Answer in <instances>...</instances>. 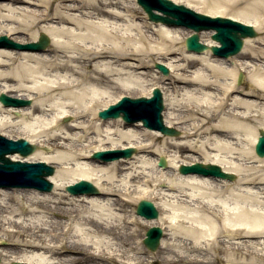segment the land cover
<instances>
[{"label": "bare ground", "instance_id": "6f19581e", "mask_svg": "<svg viewBox=\"0 0 264 264\" xmlns=\"http://www.w3.org/2000/svg\"><path fill=\"white\" fill-rule=\"evenodd\" d=\"M216 2L232 10L225 17L261 33L244 39L236 57L187 51L184 40L191 32L151 23L145 15L137 19L135 0L0 1V36L21 44L36 42L39 33L49 38L43 51L0 48V94L31 101L20 108L0 104V111L26 119L8 126L37 147L25 158L8 157L55 166L47 177L50 192L0 188V243L7 247L0 264H264V241L249 239L264 238V210L238 203L254 200L240 191L258 179L249 165L257 157L243 144L253 145L264 131V0ZM212 34H198L203 45H218ZM174 54L180 64L172 62ZM149 63L165 65L168 75L141 71ZM239 72L247 89L237 85ZM146 85L162 90L164 124L178 128V138L141 122L97 117L119 96ZM178 91L179 101L173 96ZM66 117L72 120L60 126ZM126 147L135 149L128 159H90L94 151ZM172 149L182 158L170 159ZM186 152L237 178L178 173L180 165L199 161ZM160 157L164 169L157 167ZM83 159L90 160L84 165ZM79 180L93 183L100 195L67 194V185ZM152 198L158 218L134 214L137 201ZM157 225L167 229L166 237L143 258L141 229Z\"/></svg>", "mask_w": 264, "mask_h": 264}, {"label": "water", "instance_id": "95a60500", "mask_svg": "<svg viewBox=\"0 0 264 264\" xmlns=\"http://www.w3.org/2000/svg\"><path fill=\"white\" fill-rule=\"evenodd\" d=\"M1 1V0H0ZM137 3L147 13V17L154 22H162L168 25H184L192 29L194 32L191 36L185 39V46L188 51L200 53L208 48L205 44L199 42L197 32L201 30H215L211 38L219 44L220 47H210L214 55L220 57H228L239 52L243 45V38L254 37L257 32L254 31L251 25L243 24L239 21H233L229 18L210 17L205 14L197 13L184 5H176L171 0H137ZM153 10L162 12L164 15L154 13ZM49 42L46 35L40 34L38 42L28 44H18L7 37H0V47H11L20 50L41 51ZM155 67L159 69L164 76L168 73V69L164 65L156 63ZM242 80V75H239V82ZM0 102L3 106H25L30 104L29 100L12 98L5 94H0ZM163 109L162 94L159 88H154L151 98L130 99L123 97L117 104L110 106L107 110L99 112V117L106 119L108 117L116 118L122 113V119L131 124L141 120L147 128L158 129L165 135H177L178 132L172 128H167L163 125L161 111ZM35 150V146L28 143L24 139H19L14 142L0 136V187H28L37 188L40 191H50L52 184L44 177L51 175L54 168L45 163H22L20 161H12L7 154H15L18 152L21 156H26ZM133 148L115 149L107 151L94 152L93 159H102L104 162L117 159L119 157H130ZM255 153L259 157H264V131L259 132L257 143L255 144ZM159 166L164 167L165 161L159 159ZM182 174L199 173L204 176H216L227 180H233L234 175L221 171L216 165L200 164L185 166L179 168ZM9 180L10 182H4ZM66 191L71 194H98L97 188L90 182L81 180L75 185H67ZM136 213L144 216L146 219L156 218L158 213L151 201L142 200L137 206ZM162 236L160 227H150L146 231V237L143 239V244L152 252L159 245V240ZM18 264V263H13Z\"/></svg>", "mask_w": 264, "mask_h": 264}, {"label": "rangeland", "instance_id": "374dc122", "mask_svg": "<svg viewBox=\"0 0 264 264\" xmlns=\"http://www.w3.org/2000/svg\"><path fill=\"white\" fill-rule=\"evenodd\" d=\"M29 1H31V2H35V0H29ZM175 1H177L176 3H178V4H183V5H187V6H189L190 8H192L193 10H195V11H198V12H200V13H205V14H209V15H211L212 13H214V14H219L220 16H229L232 12V10H230V8H229V6L227 5V4H223V3H220V2H216V0H175ZM136 3V2H135ZM240 6H242V5H240ZM239 6V7H240ZM137 7H139L138 5H137ZM140 8V7H139ZM141 9V8H140ZM143 11H142V9H141V11L140 10H137L136 11V14H135V16L137 17V19H140V18H142V16H144L145 15V17H146V14L144 13H142ZM211 16H213V15H211ZM179 31L180 32H182V33H186V32H191L190 34H192L193 32L191 31V30H189V29H187V28H184V27H179ZM202 32H204V31H202ZM207 32H209V31H207ZM148 34H150V30H149V32H147ZM201 33V32H200ZM258 33V32H257ZM189 34V35H190ZM259 34H261V33H258L257 35H259ZM9 38H11V36L9 37ZM12 39V38H11ZM13 40V39H12ZM199 40L201 41V39H200V36H199ZM14 41V40H13ZM49 46V45H48ZM47 46V47H48ZM46 47V48H47ZM185 47V46H184ZM45 48V49H46ZM242 50V49H241ZM241 52V51H240ZM239 54V52L237 53V54H235L234 56H232V57H236L237 55ZM173 57H172V62L174 63V64H180L182 61H179L180 60V55L179 54H174V55H172ZM174 60H178V61H174ZM149 67H147V69H142L141 71H143V72H152L153 73V75H155V78H162V74H159V73H156L155 71H151V70H153V69H155L154 68V65H153V63H149ZM244 75V74H243ZM164 80V79H163ZM241 89H247L248 88V84H247V81H246V79H245V75H244V77H243V81H242V83H240V84H237ZM150 87H149V85H146L144 88H141V90L139 91V92H135V93H131V94H123V95H121V96H128V97H131V98H136V97H141V96H146V95H149L150 94ZM170 88H167V94H169L170 92V90H169ZM115 91L116 90H114V91H110L111 92V96H114V94H116L115 93ZM209 93H212L213 92V90H207ZM109 92V93H110ZM183 92L182 91H178L176 94L175 93H173V96L175 97V99L176 100H181V94H182ZM121 96H119V98L121 97ZM196 96H199V94H197ZM236 96H238V94L236 95ZM239 97V96H238ZM118 98V99H119ZM163 103H164V110L162 111V116H163V121H164V119H165V117H164V113L167 111V108H166V106H165V100H164V96H163ZM110 104V103H109ZM58 112L59 111H61V109H58L57 110ZM32 117H30L29 119H27V120H30ZM67 118V121L66 122H69V121H71L72 120V118H70V117H66ZM64 118H60L59 119V124H60V126H61V124H64L65 123V121L63 120ZM26 121V119H24L22 116H18L17 114H14L13 113V115L12 114H8L7 112H3V111H0V134H2V135H4L5 137H7V138H11V139H18V138H20V137H24L23 135L21 136L20 134H18L14 129H13V127L11 128L10 126H8L9 124H16V125H19V124H24V122ZM123 122V121H122ZM124 123V122H123ZM174 128V127H173ZM176 130H178V128H175ZM129 130H135V128L134 127H130L129 128ZM179 131V130H178ZM179 136V135H178ZM172 137H177V136H172ZM93 138L95 139V140H99V139H102V136H100V137H97V136H95V135H93ZM178 138V137H177ZM177 141H179V140H177ZM107 144V143H106ZM105 144V145H106ZM92 145L94 146V145H96V143H92ZM161 145V144H160ZM245 145V146H244ZM92 147V146H91ZM253 147H254V145H251L250 143H247V144H243V148L245 149V150H247V149H252L253 150ZM43 148H45V151H46V149H48L49 147L48 146H44ZM86 149L88 150L89 149V146L88 147H86ZM253 153H254V151H253ZM134 154V153H133ZM169 155H170V159L171 158H176V159H179V158H182V157H180L179 156V153H175V151L172 149V151H170L169 153H168ZM183 156H192V157H195V158H198L199 159V162H203L202 160V158H200L201 156L199 155V153H193V152H186V153H184L183 154ZM256 156V155H255ZM257 157V156H256ZM91 159V158H90ZM90 159H87V160H85V159H83V160H81V162H83L84 163V165L85 164H87V162H89V160ZM254 160H256L254 163H250L249 165H254L255 166V176H257L258 177V179L255 181V184H253V185H244V187H243V191H240V194L241 195H249V194H251L253 197H254V200L253 201H247L248 203H243L242 204V202H240V201H238V203H239V205L240 206H242V207H245V208H253V209H255V210H264V206H263V204H261L260 202H263L264 201V176L262 175L263 174V168H264V158H259V157H257L256 159H254ZM91 161H93V160H91ZM204 163V162H203ZM54 166V165H53ZM65 167H67L68 169H70V168H72V166L71 165H65ZM54 168H55V166H54ZM74 168H76V167H74ZM166 170H164V171H162V172H165ZM177 172H178V170H177ZM237 178V177H236ZM164 180H166V178H163ZM167 181V180H166ZM233 182V181H232ZM152 187V186H151ZM158 188H161V189H166V186H164V185H158ZM160 189V190H161ZM171 191V190H170ZM170 191L169 192H165V193H170ZM226 196V195H225ZM156 200L157 199H155V198H152V200H149V201H152L153 203L154 202H156ZM230 203H232V202H230ZM155 204V203H154ZM231 206H233L232 204H230ZM155 207H156V205H155ZM132 208V206L130 207V208H128V210H132L131 209ZM156 209H157V211H158V213H159V215H160V213H161V211H160V209L159 208H157L156 207ZM134 214H135V209H134ZM53 218L55 219V220H59V221H63L64 220V217H60V216H58V215H56V214H53ZM139 224H140V221H139ZM158 226V225H157ZM147 228L148 227H146V228H144V227H142V229H141V234H142V236L144 237V234H145V232L144 231H146L147 230ZM167 229L165 228H163V232H164V235H163V238L164 237H166V233H167V231H166ZM141 236V235H140ZM140 238V237H139ZM162 238V239H163ZM161 239V240H162ZM249 239H251V240H255V241H264V238L263 237H256V238H249ZM0 241H3L2 239L0 240ZM6 242V241H5ZM6 244H4V243H0V252L1 253H5L6 252ZM159 248V247H158ZM158 248L155 250V251H157L158 250ZM154 252V251H153ZM145 254H143V255H141L143 258L144 257H146L145 255H147V254H150V253H152L151 251H149L147 248H145V252H144Z\"/></svg>", "mask_w": 264, "mask_h": 264}]
</instances>
